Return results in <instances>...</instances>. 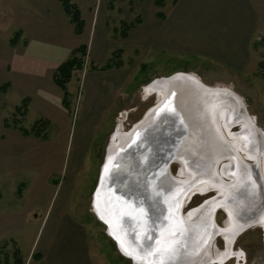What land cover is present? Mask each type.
Wrapping results in <instances>:
<instances>
[{"label": "rangeland", "instance_id": "rangeland-1", "mask_svg": "<svg viewBox=\"0 0 264 264\" xmlns=\"http://www.w3.org/2000/svg\"><path fill=\"white\" fill-rule=\"evenodd\" d=\"M137 1L71 0L84 25L76 34L57 0H0V264H17L15 258L34 264L37 257L43 263L57 254L60 264H78L70 247L81 243L89 264H132L96 217L92 194L118 126L122 133L129 131L159 100L155 89L147 90L153 81L175 73L227 88L242 100L262 134L264 190V0H246L247 5L225 0L235 25L244 23L250 8L259 19L250 68L239 74L211 69L208 57L146 52L142 38L136 51L121 31L124 23L139 24L142 12L146 24L148 0ZM172 1L165 0L164 13ZM81 45L86 46L84 67L66 85L64 105L52 73ZM109 61L113 67L101 70ZM176 170L172 165L173 174ZM211 196L193 197L184 212ZM225 220L218 211L217 226L223 228ZM214 246L228 252L221 264H264V226L245 230L231 248L221 236Z\"/></svg>", "mask_w": 264, "mask_h": 264}, {"label": "water", "instance_id": "water-1", "mask_svg": "<svg viewBox=\"0 0 264 264\" xmlns=\"http://www.w3.org/2000/svg\"><path fill=\"white\" fill-rule=\"evenodd\" d=\"M156 81L166 85L167 94L122 135L115 147L111 141L107 145L92 194V208L118 250L132 264H156L158 260L162 264H181L176 263L173 256H178L186 248L191 253L194 245H202L203 251L195 264H211L218 252L214 246L216 238L223 237L226 247L224 237L228 235L232 247L236 237L254 226L256 216L264 211L262 178L261 185H258V190H262V205L258 211L252 212V216L240 218L234 207L237 196L233 191L235 181L227 174L221 178L215 173V168H221L228 162L232 163V167H243L249 178V188L255 191L257 183L254 186L255 178L250 177L249 172L257 169L259 161L250 158L245 161L237 155V150H223L217 140L212 143V137H221L222 133L213 126L204 127L205 117L210 114L209 106L201 112L199 98L201 94H208L214 99L209 110H218L221 100H225H219L223 96L222 91L206 86L198 78L185 73H175ZM183 86L187 88L181 93ZM226 94L225 97L232 98L228 92ZM232 101L242 106L240 114L248 122V129L257 136L259 133L245 106L233 98ZM207 112L208 115H204ZM234 127L238 128L234 133L239 137V123L230 124V131ZM259 146L260 152L263 150L260 142ZM172 165H177L175 174L171 171ZM208 176H213V181L220 187L225 186L231 191L230 196L227 194V211L219 202L220 195L216 189L210 187L200 191L202 181ZM209 193L213 196L184 212L193 197ZM218 211L226 216L223 228L215 222ZM201 214L207 216L206 237L198 238L196 244H191L194 241L193 228ZM229 224L232 231L228 229Z\"/></svg>", "mask_w": 264, "mask_h": 264}, {"label": "crops", "instance_id": "crops-1", "mask_svg": "<svg viewBox=\"0 0 264 264\" xmlns=\"http://www.w3.org/2000/svg\"><path fill=\"white\" fill-rule=\"evenodd\" d=\"M138 1L142 2V0ZM216 1L176 0L174 5L165 10L164 19H159L156 17L153 0H148L145 4L146 24L142 12L141 21L133 27V31L131 30L125 40H129L136 51H139L141 48L137 47H142L141 44L144 43L146 52L160 49L171 54L191 53L208 57L211 69H228L234 74L245 73L249 70L253 58L254 51L251 50V45L259 27L258 16L250 8V12L247 11L246 17L242 20L244 23L238 24L239 27L234 24L233 16L227 8L230 4L225 0ZM243 2L247 5L246 0ZM241 7L242 5L238 3L237 8L241 9ZM143 24L146 26L145 36L140 31ZM140 38L144 40L140 42L141 44ZM70 248L76 258L78 257V264H89L85 244L81 243L76 248ZM31 252L32 249L29 254ZM58 257L61 255L57 254L52 260L45 259L43 263L42 258L37 257L34 264H60L62 262ZM67 261L63 264H68Z\"/></svg>", "mask_w": 264, "mask_h": 264}, {"label": "bare ground", "instance_id": "bare-ground-1", "mask_svg": "<svg viewBox=\"0 0 264 264\" xmlns=\"http://www.w3.org/2000/svg\"><path fill=\"white\" fill-rule=\"evenodd\" d=\"M152 86L153 87H150L149 89H147L149 91L148 93H150L151 91L155 89L159 97L158 101H161V99L165 97V93L167 94L168 88L166 87L165 84H163L162 82L156 81V80L152 83ZM186 88H187L186 86H183L181 88V93L185 92ZM217 89L222 91L221 93L223 94V96H221L219 100L225 99V100H221L222 104H220L218 110L216 108L215 109L212 108L211 110H209L210 106L212 105L211 102L214 99L210 97L208 94H205V93L201 94L199 92V94H201L200 96L201 99L199 98V103L201 104V107H200L201 112H203V109L207 110V107L209 106L208 112L210 114L208 115V112L207 114H204V115L209 116V117H205L207 121L204 123V127L213 126L216 128V130L217 129L218 131L220 130L221 133L223 134V135L221 134V137H216V136H214L215 138L212 137V143L213 141L217 140V142L221 144L223 150L225 149H228V150L231 149L232 151L237 150L238 152L237 155L241 157V159L242 158L245 159V161H246V158L254 159L255 161H260V155L262 153V150L259 152V147H260L259 142L262 146V134L257 129V133L259 134L256 136V133L248 129L249 128L247 124L248 122L244 119L243 115H241L242 113L240 112L241 105L240 106L236 105L235 102L232 101V98L233 100L234 99L237 100V102H240L244 106L242 100L235 93L228 90L227 88H217ZM226 92H228L229 93L228 95L232 97L231 99H228L227 97H225L227 95ZM204 115L202 116L204 117ZM233 123H239V126H240V136L239 137H238L239 134L236 136L234 132L230 131V124H233ZM224 130L226 132V135H224ZM125 134L126 132L122 133V130H120V126H118L117 132H115L113 139L111 141L113 146L119 143L122 135H125ZM251 142H253L254 146L251 144ZM214 150L218 151L216 148H214ZM256 168L257 169H254L253 171L249 172L250 177L254 176L255 178L254 186H256L255 184L257 183V186H256L257 189L255 188L256 192L253 191V189L249 188L250 187L249 180H248L249 178L247 177V174H245L243 167H239L240 174L236 173L235 172L236 170L234 171L235 173L233 172V169H236V167H232V163H229V162L226 165L222 166L221 168L219 167L215 168L216 170L215 173H218V175L221 178L225 174L233 177L232 179L233 181H235V190L233 191L237 193V196L235 198L236 200L234 202L235 203L234 207L237 208L236 210L240 218H243V217L245 218L246 216H249V215L252 216V212L258 211V209L262 205L261 203L262 190L261 189L258 190V185L259 186L261 185V175H262L261 171L259 172L260 162H259V165L256 166ZM241 173H244V174H241ZM213 179H214L213 176H210V177L208 176L204 178L203 180L204 182L202 181V184L200 185L199 189L200 191L208 190L210 187L216 189V192L220 195L219 202L223 204L224 206L223 205L222 206L224 207V209H226V200L228 198L227 194H229L230 196L231 191L229 189H226L225 186L220 187L218 183L213 181ZM256 179H259V180H256ZM258 181H260V183H258ZM206 218L207 216H205L204 214L199 215V217L197 218L199 222L197 221V223H195L196 226L193 228V232H192L195 242L192 240L191 244H196V241L198 238L201 239L202 237H206V231L208 228ZM255 224L264 226V211L260 212L256 216ZM228 229L232 231L231 224H229ZM224 238L226 240V246L228 248H231V243H230V239L228 238V235H226ZM120 245H121V249L124 250V246L122 244ZM187 249L188 248H186L184 251H181L178 256L176 255L173 256L174 257L173 260L176 263L181 262V264H195V262H197L202 255V252H203L202 245L201 246L198 245L196 247L194 245V247L191 248L192 249L191 253H189ZM213 252L214 251L212 250V253ZM227 254L228 252L215 253V255L213 256L211 260V264H214L216 262L218 264H221L222 261L228 256ZM155 263L162 264V261L158 260ZM165 264H169V263L165 262Z\"/></svg>", "mask_w": 264, "mask_h": 264}, {"label": "trees", "instance_id": "trees-1", "mask_svg": "<svg viewBox=\"0 0 264 264\" xmlns=\"http://www.w3.org/2000/svg\"><path fill=\"white\" fill-rule=\"evenodd\" d=\"M64 12L70 17V21L75 24V33L80 34L82 29H83V21L80 19V12L77 9V7L71 3V0H57ZM176 0L172 1V4L174 5ZM154 6L157 10L156 12V17L159 19H164L165 13V0H153ZM123 30L121 31V37L122 38H127L129 32L133 29L132 24H123ZM19 34V31L17 32L16 35ZM15 42V39H12V43ZM85 50L86 46L81 45L76 49H73L69 55V57L61 63L57 68L52 73V80L53 83L62 91L63 93V99L62 103L66 105L67 101V88L66 85L70 82L72 78V74L74 71H82L84 67V61L83 58L85 56ZM113 65L109 62L106 63L104 67L101 68L103 69H111ZM8 86V84H5L4 87ZM27 99H24L23 102L26 103ZM24 103V104H25ZM25 106V105H24ZM16 110L20 111V107H17ZM35 136H39V133H36ZM14 254L18 256V252L15 251ZM17 262V264H21L19 258H15L14 260Z\"/></svg>", "mask_w": 264, "mask_h": 264}, {"label": "flooded vegetation", "instance_id": "flooded-vegetation-1", "mask_svg": "<svg viewBox=\"0 0 264 264\" xmlns=\"http://www.w3.org/2000/svg\"><path fill=\"white\" fill-rule=\"evenodd\" d=\"M235 170H236V171H235ZM234 171H235L236 173L240 174V170H239L238 167H236V169H233V172H234ZM260 171H261V173H262V170H260ZM235 172H234V173H235ZM241 174H244V173H241Z\"/></svg>", "mask_w": 264, "mask_h": 264}]
</instances>
